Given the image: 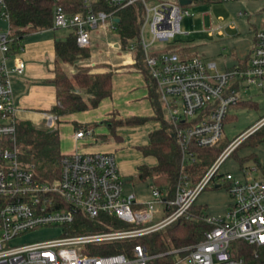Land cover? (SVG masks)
I'll return each instance as SVG.
<instances>
[{
	"label": "built area",
	"instance_id": "1",
	"mask_svg": "<svg viewBox=\"0 0 264 264\" xmlns=\"http://www.w3.org/2000/svg\"><path fill=\"white\" fill-rule=\"evenodd\" d=\"M83 1L84 10L74 13H67L56 3L52 20L55 28H74L76 43L81 47L90 45L91 31L105 26V21L109 20L113 27L118 9L140 3L142 17L136 40L125 48L120 43L119 46L133 54L135 44L140 45L178 142L181 166L198 160L197 148L213 146L222 139L225 118L242 99L241 93L252 85L264 89V10L248 58L220 71L215 62L197 55L182 57L170 46L179 34L188 33L182 31L181 20L192 13L183 6L215 0H106L114 6L110 11L93 10L91 0ZM0 15L7 20L4 0H0ZM225 26L218 24L207 32L223 34ZM11 42L8 27L0 32V264H153L154 258L162 255L170 256L164 264H243L242 258L231 254L232 240L264 244V178L251 176L258 167L242 168V178L229 171L218 173L222 161L264 123V116L231 140L196 182L182 176L171 187L154 185L150 198L145 200L138 199L134 192L125 193L113 152L63 153L59 176L42 179L19 158L18 107L12 78L24 71L26 63L12 50ZM43 116L49 126L56 125L55 114L44 112ZM89 133L90 129L80 128L74 136ZM214 178L227 184L231 203L223 215H201L210 224L202 239L155 253L141 242L125 252L93 251L191 215V206ZM85 219L88 224H84ZM51 225L62 227L59 236L11 244L17 235ZM86 225L96 228L71 231Z\"/></svg>",
	"mask_w": 264,
	"mask_h": 264
},
{
	"label": "trees",
	"instance_id": "2",
	"mask_svg": "<svg viewBox=\"0 0 264 264\" xmlns=\"http://www.w3.org/2000/svg\"><path fill=\"white\" fill-rule=\"evenodd\" d=\"M5 10L8 14L7 22L10 36L12 37L11 48L18 51L22 47L24 36L33 31L52 26L53 9L56 3L62 5L67 13L84 10L83 0H4ZM93 10L110 11L113 5L106 0H91ZM117 21L113 20L112 31L118 36L119 43L123 48L136 40L141 23L142 9L140 3L125 6L115 12ZM67 32L57 35L54 39L55 67L52 82L55 86V103L49 112L55 114L58 120L60 116L68 113L86 110L96 107L101 99L112 94V70L91 71L88 66H77L75 71L68 73L61 63H75L79 59L90 56L88 46H78L75 40L74 28H66ZM134 66L145 79L148 88V98L153 108L150 116L130 115L126 117L105 118L110 131L114 133L115 127L121 124L142 123L148 119H156L160 127L149 132V142L139 146L144 155H153L156 163L152 166L140 164L137 177L146 180L151 177H159L163 183L158 186H173L180 177L186 176L196 182L211 166L222 149L231 141L226 142L224 136L213 146L197 148L198 160L191 164L181 166V151L176 140L171 122L165 114L155 80L141 53V47L135 44ZM229 66L226 68L233 67ZM246 103L252 106L251 100L240 99L236 105ZM262 118V117H261ZM229 119L227 114L224 123ZM53 126V127H52ZM40 127L29 120L16 122V144L19 147V158L24 165L31 166L35 174L47 180L59 176L60 158V133L56 125ZM55 126V127H54ZM75 123V127H85ZM264 140V123L253 132L245 136L229 153H236L241 145H256ZM239 160L244 162L247 158ZM256 166L260 167L257 161ZM264 171V169H263ZM264 173V172H263ZM217 176V174H216ZM187 217H180L165 227L148 234L116 241L112 244L101 245L93 251L96 253L125 252L132 244L141 242L150 252H163L173 247L192 244L202 239L204 232L210 228V224L202 218V207L193 204ZM88 224V220L84 224ZM90 224V222H89ZM86 225L72 229V232H81L95 229L96 226ZM231 254L236 258H242L243 264H264V244H250L243 239H234L230 242ZM170 260L169 255L154 258L153 264H164Z\"/></svg>",
	"mask_w": 264,
	"mask_h": 264
},
{
	"label": "rangeland",
	"instance_id": "3",
	"mask_svg": "<svg viewBox=\"0 0 264 264\" xmlns=\"http://www.w3.org/2000/svg\"><path fill=\"white\" fill-rule=\"evenodd\" d=\"M183 7L192 13L191 16H184L181 20L182 31H188V33L179 34L178 38L170 44L171 47L178 50L182 57L197 55L205 61L215 62L217 69L220 71L248 58L253 45L255 29L261 24L262 10H264L263 0L202 1L196 4H187ZM223 23L226 25L223 34H208L207 29ZM7 29L8 22L0 15V32ZM116 42H118L117 36L111 29H93L91 31V42L88 46L90 56L92 55V59L94 57L108 60L113 65L117 64V68L121 67L123 60L127 58L130 52L121 46H111ZM115 48L121 52L122 56L118 55L119 53L117 54ZM83 60L87 61L89 59ZM241 94L242 99L251 100L252 106L241 103L230 109L229 119L224 123V140L226 142L248 131L264 116V89L252 85L246 93ZM139 111H143V108H139ZM132 114L138 115V113ZM103 118L104 116L97 119V122H103ZM31 122L40 127H50L39 114L34 116ZM56 124L57 128L59 125L58 130L62 139L66 140L62 147L71 150L74 145V140L69 136L72 131L74 132L72 121L59 118L56 120ZM154 124L151 119L142 123H125L115 130L121 134V140H116L110 129H107V125H104L108 142L121 141L123 143L120 151L123 153L122 158L128 169L123 177L124 191L125 193L134 192L140 200L150 198V189L154 185L158 186L159 183H163L159 177H151L142 181L134 171V165L144 159H148V162L154 160L151 156H144L139 149L140 139L147 136L150 127ZM102 141L99 138L98 142ZM239 158H247V160L241 163ZM116 159L119 163L117 154ZM255 161L259 163L260 167H258V170L251 171V176L259 179L264 178V140L256 145H241L236 153L228 155L222 161L218 173L222 174L229 171L236 178H242V168L255 166ZM161 185L164 186V184ZM230 203L231 197L227 184L216 181V178L207 183L195 201V204L202 207L205 213L214 215H223ZM61 232L62 227L57 225L39 227L17 235L11 240V244L43 240L59 236Z\"/></svg>",
	"mask_w": 264,
	"mask_h": 264
},
{
	"label": "crops",
	"instance_id": "4",
	"mask_svg": "<svg viewBox=\"0 0 264 264\" xmlns=\"http://www.w3.org/2000/svg\"><path fill=\"white\" fill-rule=\"evenodd\" d=\"M110 26L111 22L107 20L105 21V26H100L97 29H111ZM66 32V28L55 27L33 30L24 36L22 47L18 51L13 50L26 63L24 71L22 73L13 74L12 78L14 101L18 107V119L32 121L34 116L38 114L40 117L44 118V112L51 113L49 109L52 104L55 103V86L52 82L55 67L54 39L57 35H63ZM111 46L118 47L119 39L118 42L113 43ZM115 50H117V54L119 53L118 55H121L118 49L115 48ZM85 59L89 60L79 59L73 64L61 63V66L68 73L75 71L79 65L88 66L91 71L112 70V94L109 97L101 99L96 107L60 116L63 120H71L74 130V132L72 131L69 135L74 140L73 148H71V150H66L62 147V144L66 140L62 139L60 134V150L62 153L72 150L81 152H113L115 158L116 154L119 156V163L117 159L116 161L120 173L122 177H124V173L128 172V169L126 166L127 164H125L122 158L123 153L120 151L123 143L121 141L108 142V136L105 133L106 129L104 127V125L106 126L107 124L102 121L97 122V119L103 116V119L108 118L113 115V111L115 118L134 115L132 113H138L139 116L152 115L153 108L148 98V88L143 74L134 66V55L131 52L127 58L123 60L122 66L119 68L116 67L117 64L113 65L108 60L94 57L92 59V55ZM139 108H143V111H139ZM151 120L155 124L150 127V131L160 127V122L158 120ZM75 123L86 125L83 128L90 129L91 133L85 134L80 138H75V131L81 128L75 127ZM122 125L123 124L117 125L115 130ZM106 127L109 129L108 126ZM149 132L145 138L140 139L139 146L149 142ZM111 134L116 140H121L122 138L121 134L117 133V131H114V133L111 132ZM99 138L103 141L98 142ZM144 156H151L154 160L148 162V159H144L142 162L135 164L134 171L136 174L140 164L152 166L156 163L155 156Z\"/></svg>",
	"mask_w": 264,
	"mask_h": 264
},
{
	"label": "water",
	"instance_id": "5",
	"mask_svg": "<svg viewBox=\"0 0 264 264\" xmlns=\"http://www.w3.org/2000/svg\"><path fill=\"white\" fill-rule=\"evenodd\" d=\"M180 1H181V3H186V2H188L189 0H180ZM114 20L117 21L118 18L116 17V18H114Z\"/></svg>",
	"mask_w": 264,
	"mask_h": 264
}]
</instances>
